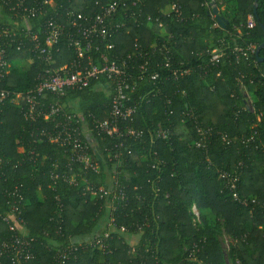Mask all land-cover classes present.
Returning a JSON list of instances; mask_svg holds the SVG:
<instances>
[{
	"label": "trees",
	"instance_id": "16d2710c",
	"mask_svg": "<svg viewBox=\"0 0 264 264\" xmlns=\"http://www.w3.org/2000/svg\"><path fill=\"white\" fill-rule=\"evenodd\" d=\"M43 1L0 0V28L15 34L2 87L24 92L43 70L101 66L104 56L126 61L124 79L134 80L128 105L136 111L116 122L118 137L99 133L115 87L105 75L60 98L47 95L34 121L23 117V102L9 103L11 94L1 101L0 264H226L222 232L231 239L232 264H264V47L256 56L264 43V0H214L224 28L209 0H120L108 35L91 37L81 59L70 43L85 47L82 31L110 0ZM33 8L41 13L30 17ZM48 19L60 35L47 62L28 50L26 34L43 41ZM18 59L28 66L12 64ZM152 73L159 79L151 81ZM56 103L60 113L44 121ZM66 116L80 130L92 169L49 139ZM192 205L200 215L195 225Z\"/></svg>",
	"mask_w": 264,
	"mask_h": 264
},
{
	"label": "built area",
	"instance_id": "2783aa9c",
	"mask_svg": "<svg viewBox=\"0 0 264 264\" xmlns=\"http://www.w3.org/2000/svg\"><path fill=\"white\" fill-rule=\"evenodd\" d=\"M10 0H4V3L7 5ZM48 3L47 0H44L42 4ZM120 5V0H110L105 6L102 7V12L100 15L96 16L92 21V25L87 28H84L82 31L83 39L85 40V47L81 46V43L76 41L70 43L75 50L77 51L78 58H82L85 55V51L90 49L91 37H101L105 39L108 35L107 27L113 21L114 15H116L118 7ZM171 11L179 15L180 9L172 5ZM28 12V16L35 17L37 13H41V10L33 8ZM148 20H150L148 18ZM158 23V20H156ZM25 26L28 27L24 21ZM161 27V23L158 24ZM255 26L254 17L249 15L246 21V27L251 29ZM100 28V29H98ZM45 36L43 41L39 40L37 34L28 33L26 34L27 43L29 51L37 53L40 56L44 57L48 62L51 60L50 52L53 46L56 44L57 39L60 35L59 26L55 23L54 20L48 19L45 23ZM28 31V30H27ZM15 34L9 29L0 28V103L8 95L11 94L9 103L14 105H19L21 102L24 103L26 107V112H24L23 117L26 120L34 121L36 116L40 115L42 100L47 95H54L58 98L65 95L66 91L76 89L80 90L88 87L92 79H95L99 75H105L108 79H113L115 81L114 94L111 97V108L109 113V120H106L102 123L96 125V129L99 133L108 136V137H118L120 134L119 127L116 125L117 121H125L129 119L136 111V107L133 105H128V96L127 91L130 89L131 85L134 84L132 80L131 84L126 82L125 69L126 61H122L121 65H118L116 62H108V60L102 57L103 63L101 66L93 65L90 61L88 66L81 67L77 66L78 70L76 71H66L65 67H62L58 71L52 69L43 70L41 74L37 76L36 84L27 91H17L10 93L2 87L3 80L8 75L10 64L7 61V48L11 47L12 43H15L14 40ZM21 42V41H20ZM17 50L19 51L22 48V43L17 44ZM112 45H107L106 49L110 50ZM236 51H240L236 49ZM247 52L253 54L255 52L254 47H250L246 50ZM213 55L216 51L212 52ZM131 56H127V59L130 60ZM167 54L163 53L162 62L164 66L168 68L170 66V61ZM218 56L214 55L212 60L217 62ZM88 60H90L88 58ZM80 66V67H79ZM177 72L172 71V74L175 75ZM150 80L156 81L159 79L158 73L150 74ZM60 106L58 103L51 104L48 106V113L43 116L44 121L57 116L60 113ZM77 123V120L74 121ZM57 132L56 135H49V139L55 143H60L61 145H66L71 148V153L74 155L73 160L83 165L84 168H91L90 159L87 153V146L84 142L81 141V133L78 127L72 122V117L66 116L65 120L62 123H58L55 126ZM59 128V130H58ZM127 134L134 135L135 132L131 129L126 130ZM137 136H140V133H137ZM158 137H164L162 132L157 131ZM64 181L68 185H72L74 180L63 177ZM229 188L232 193L233 199H237V194L235 192V185L233 182L229 183ZM190 213L193 218V224H197L200 221V215L195 205H192ZM107 237V234H105ZM95 243H98V239H94ZM71 250L76 251V248H71L69 251H64L60 255L61 259H68ZM59 258V257H58ZM32 259V256H25V260L28 261Z\"/></svg>",
	"mask_w": 264,
	"mask_h": 264
},
{
	"label": "rangeland",
	"instance_id": "374dc122",
	"mask_svg": "<svg viewBox=\"0 0 264 264\" xmlns=\"http://www.w3.org/2000/svg\"><path fill=\"white\" fill-rule=\"evenodd\" d=\"M12 64L17 65V66L27 67L29 62L25 61V60H21V59L19 60L18 59L16 61L12 62ZM241 91L245 95V97L248 99L249 98L248 94L250 92V89L243 87L241 89ZM88 142L93 146V143H92L91 140H88ZM107 185H108V187H110V185H111V177L109 175H108V178H107ZM103 229H104V224L101 225L100 231L103 230ZM219 241H220V245H221L222 251L224 253L226 264H232L231 258L229 256V248H230L231 239L222 232L221 235L219 236Z\"/></svg>",
	"mask_w": 264,
	"mask_h": 264
},
{
	"label": "water",
	"instance_id": "95a60500",
	"mask_svg": "<svg viewBox=\"0 0 264 264\" xmlns=\"http://www.w3.org/2000/svg\"><path fill=\"white\" fill-rule=\"evenodd\" d=\"M209 1H210L212 15L214 16V18L217 21V23L224 28L225 24H226V20L219 15L218 9H217V7L215 5V1L214 0H209ZM256 9H257V4L255 2L254 5H253V14H254V16H256ZM262 47H264V43L260 47H258L256 49V56L259 53V49L262 48ZM259 60L261 62H264V58H261Z\"/></svg>",
	"mask_w": 264,
	"mask_h": 264
},
{
	"label": "crops",
	"instance_id": "0c3cea01",
	"mask_svg": "<svg viewBox=\"0 0 264 264\" xmlns=\"http://www.w3.org/2000/svg\"><path fill=\"white\" fill-rule=\"evenodd\" d=\"M224 9V8H223Z\"/></svg>",
	"mask_w": 264,
	"mask_h": 264
}]
</instances>
